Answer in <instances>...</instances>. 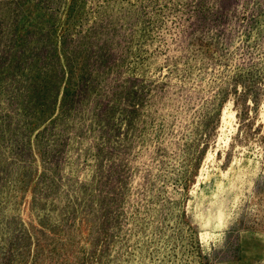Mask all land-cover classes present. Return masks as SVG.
<instances>
[{
    "label": "rangeland",
    "instance_id": "374dc122",
    "mask_svg": "<svg viewBox=\"0 0 264 264\" xmlns=\"http://www.w3.org/2000/svg\"><path fill=\"white\" fill-rule=\"evenodd\" d=\"M0 264H264V0H0Z\"/></svg>",
    "mask_w": 264,
    "mask_h": 264
}]
</instances>
